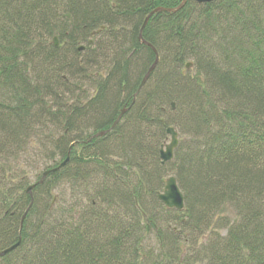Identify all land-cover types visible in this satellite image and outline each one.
<instances>
[{"label": "trees", "instance_id": "obj_1", "mask_svg": "<svg viewBox=\"0 0 264 264\" xmlns=\"http://www.w3.org/2000/svg\"><path fill=\"white\" fill-rule=\"evenodd\" d=\"M181 1L0 0V251L21 239L0 264H264V0L152 15L159 61L136 93L155 58L144 18ZM31 149L33 180L16 163ZM167 175L180 211L157 198ZM60 183L73 211L52 209Z\"/></svg>", "mask_w": 264, "mask_h": 264}, {"label": "water", "instance_id": "obj_2", "mask_svg": "<svg viewBox=\"0 0 264 264\" xmlns=\"http://www.w3.org/2000/svg\"><path fill=\"white\" fill-rule=\"evenodd\" d=\"M194 2H196L197 4H206V3H211L215 0H193ZM186 0H182L180 2V4L178 6H176L175 8H166V7H156L154 8L153 10H151L147 15L146 17L144 18V21H143V24L140 28V31H139V39L141 40L142 43H144L146 46H148L149 48H151V50L154 52V55H155V58H154V61L152 62V64L148 67V69L146 70L138 88H137V91L136 93H138L142 87L144 86L145 82L147 81V79L149 78L150 76V73L153 71V69L155 68V66L157 65L158 61H159V56H158V53L156 51V49L148 42L144 41L142 39V36H141V32H142V29L144 28V26L146 25L148 19L152 16V15H155L157 13H161V12H165V13H174L178 10H180L184 4H185ZM53 45L54 46H58V41H57V38L56 37H53ZM84 49V46H79L78 47V50L79 51H82ZM191 63H186V69H189ZM136 95V94H135ZM135 95H134V98H133V101L134 102V99H135ZM172 108H174V104L172 103ZM127 111V109H123L121 110L120 114L117 116V118L114 120V122L112 123V125L110 126L109 129L107 130H103V131H99L95 134H93L89 139L88 141H90L91 139L93 138H96V137H100V136H103L107 131H110L114 128V126L120 121L122 115ZM166 134L169 135L170 137V140L169 142L164 146V147H161L160 148V151H159V157H160V160H161V163L164 164L166 162H169L172 160L173 158V151L174 149L177 147L178 145V133L177 131L175 130L174 127H167L166 128ZM75 143H72L69 147V149L72 147V145H74ZM69 160V156L67 155V157L65 158V160H63L59 166L57 167H54V168H50V169H46L44 170L42 173H41V176L39 178V180H37V182L35 183H32L30 185H28L25 189V192L26 194L30 195L31 196V191L32 189L34 188L35 185H38V184H42L44 179L50 174V173H53L54 171H56L57 169H59L60 167L64 166ZM157 198L158 200L166 207V208H169V209H176V210H182L183 207H184V196H183V193L181 192L177 182H176V179L173 175L169 176L166 178L165 180V184H164V187H163V190L158 193L157 195ZM32 204V197L30 199V203L27 207V209L25 210V212L23 213L21 219H20V224H19V232H20V229H21V226H22V222L24 220V217L28 211V209L30 208ZM20 237L18 238L17 242L6 247L5 249L1 250L0 251V258L1 257H4L5 255L9 254L10 252H12L14 249H16L19 244H20Z\"/></svg>", "mask_w": 264, "mask_h": 264}, {"label": "rangeland", "instance_id": "obj_3", "mask_svg": "<svg viewBox=\"0 0 264 264\" xmlns=\"http://www.w3.org/2000/svg\"><path fill=\"white\" fill-rule=\"evenodd\" d=\"M189 71L190 75H194L195 74V69L192 67V65L189 67V69H186ZM88 81H83L81 82L80 85V90L83 91V93H79L80 99L82 101L83 104H85L84 102H86V100H84V96H86L87 94H92V88L91 85L87 84ZM82 85V86H81ZM74 89V88H72ZM79 91H76V95L78 94ZM87 93V94H86ZM46 128L49 129V131L46 129V134L48 132H52L53 128L52 125H47ZM91 130V128H89ZM55 132V131H54ZM41 135H43V133L41 132ZM179 138V136H178ZM180 139V138H179ZM37 143V145H39V143H41V141H34ZM169 142V137L167 136L166 140H165V144ZM34 145H31V147ZM34 149H31L29 151H27V153L25 155H21V158H19L16 162L20 167H27L25 169V172L27 173V175L30 177L31 180H33L34 176L37 174V172L39 173L42 170L41 164L37 165L35 164V161L41 158V154L42 151L41 150H37L33 151ZM30 158V159H29ZM51 160L48 159L47 161V165L51 164L50 163ZM38 168V169H37ZM18 169V167H16V170ZM168 176V175H167ZM77 189H73L71 187L70 184L68 183H60L59 185H57V187H54L51 191V197H50V202L52 203V209L57 210L58 212L61 211H66L67 209L69 210L71 205L73 203L76 202V195H78L79 193L76 192ZM54 199V200H53ZM80 201V200H78ZM74 208V207H73ZM73 208L70 209L69 211H73ZM56 211V212H57ZM74 211H76V208L74 209ZM150 237L148 236L145 245L150 247Z\"/></svg>", "mask_w": 264, "mask_h": 264}, {"label": "bare ground", "instance_id": "obj_4", "mask_svg": "<svg viewBox=\"0 0 264 264\" xmlns=\"http://www.w3.org/2000/svg\"><path fill=\"white\" fill-rule=\"evenodd\" d=\"M187 1V0H186ZM186 3V2H185ZM174 104V103H173ZM171 106H172V104H171ZM175 107V106H174ZM172 109H174V108H172Z\"/></svg>", "mask_w": 264, "mask_h": 264}]
</instances>
